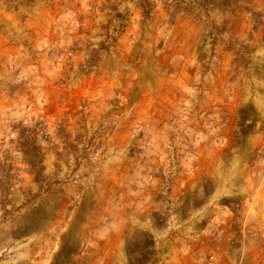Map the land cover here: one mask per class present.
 <instances>
[{"label": "rangeland", "instance_id": "obj_1", "mask_svg": "<svg viewBox=\"0 0 264 264\" xmlns=\"http://www.w3.org/2000/svg\"><path fill=\"white\" fill-rule=\"evenodd\" d=\"M0 264H264V0H0Z\"/></svg>", "mask_w": 264, "mask_h": 264}]
</instances>
